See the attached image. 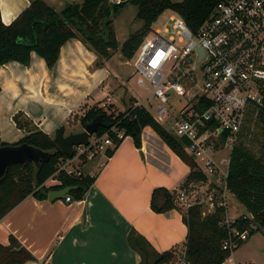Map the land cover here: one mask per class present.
I'll return each mask as SVG.
<instances>
[{
    "label": "crops",
    "instance_id": "0c3cea01",
    "mask_svg": "<svg viewBox=\"0 0 264 264\" xmlns=\"http://www.w3.org/2000/svg\"><path fill=\"white\" fill-rule=\"evenodd\" d=\"M45 1L60 12L66 4L84 0ZM0 2L6 25L30 5L29 0ZM111 59L97 68V54L74 38L64 44L53 69L35 53L28 66L16 61L0 66L2 142L14 144L25 136L14 122L19 112L54 140L58 127L84 101L113 85ZM127 98L123 99L127 108L122 111L131 106ZM98 101L100 105L106 102ZM83 130V126L80 130L71 127L66 135ZM130 140L125 138L112 158L98 155L81 167L84 174L97 175L82 200L69 204L63 198L54 202L27 198L0 221V244L9 245L14 236L36 257L26 264H140L141 255L129 243V235L135 231L158 253L178 248L179 260L171 263L178 264L188 236L182 213L186 211L156 213L151 209V196L158 187L181 189L190 167L148 128L142 134L141 149Z\"/></svg>",
    "mask_w": 264,
    "mask_h": 264
},
{
    "label": "trees",
    "instance_id": "16d2710c",
    "mask_svg": "<svg viewBox=\"0 0 264 264\" xmlns=\"http://www.w3.org/2000/svg\"><path fill=\"white\" fill-rule=\"evenodd\" d=\"M29 1V7L10 25L4 24L2 20L0 2V66L13 61L28 66L32 54L35 53L46 61L49 69H53L64 44L74 38L97 54V68L102 67L103 61L110 60L116 52H120L126 61H131L162 13L170 11L182 17L189 28L196 32L210 19L221 0H123L120 4H114L111 0H84L80 4H66L60 12L45 0ZM127 4L137 7L136 19L142 21L143 26L120 46L113 20ZM1 90L0 86V92ZM135 102V99H131V106L126 111H112L113 106L105 109L100 104H95L81 118V124L85 127L97 116L104 115L112 123V127L123 132V139H117L111 131L112 127L101 129L98 136L109 133L115 141V147L106 151V157L112 158L127 137H132L136 147L141 149L142 133L145 128H151L190 167V173L181 188L192 192L196 186L208 182V177L198 170L195 159L185 150L189 141L169 132L148 109L135 107ZM14 122L25 136L14 144L2 142L0 138V147L28 144L43 151H56L53 138L40 130L23 112L14 116ZM208 126L215 128L214 124ZM66 158L67 156L58 151L49 161L42 163L39 171H36L31 162L12 166L0 180V221L31 196L40 200L46 199L42 189L59 190L72 186L74 190L69 195L75 200H82L96 181L97 175L83 173L79 177H69L60 174L58 179L61 185L45 187V183L58 171L60 160ZM227 188L245 208L246 214L252 216V219L240 217L234 227L240 231L250 230V236L264 231L263 109L257 115L249 114L243 135L231 152ZM176 192L177 190L172 191L165 187L156 188L151 196V209L159 214H168L172 210L181 211L176 203ZM225 212V208H218L212 214H205L200 205H194L187 212H182L183 221L188 227L185 252L180 258L184 257L185 264H225L231 257V252L222 248L229 233L221 224ZM252 225H256V229H251ZM129 243L141 255L140 264H171L180 257L178 248L158 253L146 238L135 231L130 233ZM35 260L36 257L14 236H10L9 245L0 244V264H26Z\"/></svg>",
    "mask_w": 264,
    "mask_h": 264
},
{
    "label": "built area",
    "instance_id": "2783aa9c",
    "mask_svg": "<svg viewBox=\"0 0 264 264\" xmlns=\"http://www.w3.org/2000/svg\"><path fill=\"white\" fill-rule=\"evenodd\" d=\"M111 2L120 4L122 0ZM201 48L206 59L199 58ZM131 61V78L136 77L137 85L148 92L134 106L154 105L160 120L176 114L174 134L189 141L186 152L195 159L198 170L208 177L204 184L207 185L205 196L194 202L196 189L177 190L178 207L187 212L190 207L200 205L205 214L225 208L221 224L229 233L222 248L232 254L226 262L236 264L233 254L249 239L250 230L240 231L234 224L242 216L244 219L252 216L245 212L229 219L230 157L219 159V156L225 147L232 152L238 144L249 114L257 115L264 110V0H221L210 19L196 32L182 17L172 14L162 27L153 25ZM110 103H102L101 107L113 106L112 111L117 110ZM111 131L117 139H123V132L116 127ZM113 147L115 141L109 133L95 134L89 145L74 148L73 158L60 160L58 171L45 187L61 185L60 174L82 176V165L98 155L106 157V151ZM63 199L69 204L75 202L69 194ZM251 227L256 229V225ZM179 264H185L184 257Z\"/></svg>",
    "mask_w": 264,
    "mask_h": 264
},
{
    "label": "rangeland",
    "instance_id": "374dc122",
    "mask_svg": "<svg viewBox=\"0 0 264 264\" xmlns=\"http://www.w3.org/2000/svg\"><path fill=\"white\" fill-rule=\"evenodd\" d=\"M123 1V0H122ZM175 1V0H174ZM127 8L125 7L117 14V16L113 20L114 29L116 32V37L119 43H123L127 40L130 34L135 33L139 29L142 28L143 22L136 19L137 15V7L132 4H127ZM124 12V13H123ZM123 13L120 17L119 14ZM172 13L170 11H165L160 15L158 20L154 23L155 28H160L164 24L168 23L169 18ZM115 22V24H114ZM120 52H116L113 55V59H111L110 67L113 71L112 86H109L105 89L100 95L94 96L93 99H90L88 102L84 101L83 105L79 106L75 112L65 120L62 125L58 128L65 127L67 129V133L70 131V128L73 127L74 130H80L82 128L81 118L84 116L86 111L95 104H99L98 100L104 99L106 102H111L119 108V110H124L127 107L125 106V102H123L124 97L127 95V104H130L131 97L138 98L139 100L144 99L148 92L144 91L139 87L136 83V77L130 76L132 61H126ZM111 82V81H110ZM176 99V96H173ZM179 103V102H178ZM145 107L149 110L152 116L163 125L169 132L173 133V120L176 114L171 115L168 119L163 120L159 119V116L156 111V107L154 105L149 106L148 103H144ZM116 107V106H115ZM118 110V109H117ZM58 129V131H59ZM146 129V128H145ZM144 129V130H145ZM58 131L55 133H58ZM148 131H153V129L148 128ZM144 132V131H143ZM65 133V134H67ZM143 134V133H142ZM156 138L163 142V140L154 132ZM130 141H134L132 137H130ZM164 143V142H163ZM231 154V148L225 147L222 151L219 159L221 158H229ZM108 159V158H107ZM92 162V161H91ZM91 162H89L91 164ZM87 165V164H86ZM87 175V174H86ZM201 186V187H200ZM197 193L192 197V201L194 202L196 199H201L205 196V192L207 190V185H199L196 186ZM228 217L229 219H235L246 212L245 208L238 202V200L234 197L233 194H228ZM59 201V200H57ZM182 251V250H181ZM233 261L236 264H264V231H259L253 236H250L249 239L244 242V244L239 247L234 255ZM179 264V263H178ZM226 264H231L230 262H226Z\"/></svg>",
    "mask_w": 264,
    "mask_h": 264
},
{
    "label": "water",
    "instance_id": "95a60500",
    "mask_svg": "<svg viewBox=\"0 0 264 264\" xmlns=\"http://www.w3.org/2000/svg\"><path fill=\"white\" fill-rule=\"evenodd\" d=\"M198 52L200 59H206V53L202 48L199 49ZM111 127L112 123L108 122L104 115H99L92 122L88 123L83 131L78 133L66 135L65 127H61L54 139L56 151H43L28 144L0 147V180L6 176L8 170L12 166L17 164H27L31 162L34 164L36 171H39L42 163L49 161L58 151L69 158H73L75 155V147L89 145L91 137L95 134H99L102 128L110 129ZM72 190H74L72 186L59 190L42 189V194L47 197L49 201L54 202L64 198Z\"/></svg>",
    "mask_w": 264,
    "mask_h": 264
}]
</instances>
